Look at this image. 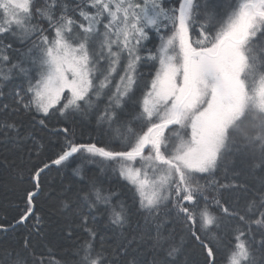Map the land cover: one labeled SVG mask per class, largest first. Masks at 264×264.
<instances>
[{
  "label": "snow or ice",
  "instance_id": "snow-or-ice-1",
  "mask_svg": "<svg viewBox=\"0 0 264 264\" xmlns=\"http://www.w3.org/2000/svg\"><path fill=\"white\" fill-rule=\"evenodd\" d=\"M152 32L159 38L154 49L146 43ZM16 43L28 47L14 62L9 50ZM149 61L154 71L144 79L140 67ZM16 73L26 87L0 108V137L18 138L19 121L28 116L59 147L27 170L15 224L34 216L30 233H39L44 220L35 198L46 169L98 158L130 186L155 229L131 239L121 233L115 244L97 247L91 211L105 206L109 223L123 229L129 210L93 182L77 196L89 212L79 213L85 235L70 252L57 257L29 234L0 264H175L181 248L164 220L196 242L202 264H264V183L249 190L216 179L241 150L251 151V167L264 170V0L222 7L209 0H175L171 7L162 0H0V80ZM129 103L131 117L121 120ZM54 113H95L109 142L78 140L67 124L50 126ZM73 171L81 174L79 166ZM240 188L250 193L243 205L223 199L222 190ZM69 204L61 200V210ZM15 224H0V231ZM142 246L151 260L139 259Z\"/></svg>",
  "mask_w": 264,
  "mask_h": 264
},
{
  "label": "trees",
  "instance_id": "trees-1",
  "mask_svg": "<svg viewBox=\"0 0 264 264\" xmlns=\"http://www.w3.org/2000/svg\"><path fill=\"white\" fill-rule=\"evenodd\" d=\"M165 5L171 7L175 0H162ZM203 2V0H201ZM211 5L223 6L227 0H209ZM147 43L148 48H153L159 43V38L155 32L151 34V40ZM27 45L16 43L14 49L9 52L15 62L16 57L21 52L27 51ZM154 69L151 62L142 64L140 72L144 79H147L150 72ZM26 87L25 78L16 73L8 80H0V108L3 105H12L15 94ZM139 95V93H137ZM103 103L101 109H103ZM11 109L9 110V112ZM132 113V104L121 112L120 119H130ZM6 118L0 113V119ZM49 125L67 124L73 129L78 140L87 141L90 137L98 142H109L111 133L107 125L98 127L96 114L89 113L83 115L80 113L69 114L65 119L59 113L48 119ZM19 137L15 139H4L0 137V224L14 225L15 220L21 214L25 207L24 189L28 187L29 175L28 169L40 164L53 157L58 150V142L48 134V130L39 123L33 121L30 117L24 116L19 121ZM113 143H116L113 141ZM39 151V156H37ZM252 160L250 150H241L234 152L230 157L228 170L221 169L217 173L216 179L220 183H232L246 185L249 190L259 188L264 183V170L259 167H251L249 162ZM89 163L86 160L75 159L69 166L52 165L41 174L42 190L35 198V212L43 217L44 223L40 225L39 233L35 231L30 233L35 217H31L26 225L15 224V227H9L7 231H0V258H3L5 251L20 249L23 246V240L26 235L31 234L34 244H39L42 249L52 248L57 257L70 252L73 245L85 235L83 229L78 227L79 213L89 212L86 204L77 198L87 191L91 184L95 182L96 187L102 188L105 193L109 191L116 193L113 201H123L128 208V223L123 229H117L112 226L108 220V214L105 206L100 205L99 211L92 210L91 216L95 217V226L97 235L95 244L97 247L103 242L106 246L115 244L121 233L127 235L129 239L133 235H138L146 227L154 231V224L145 223V213L139 209L138 203H134L133 191L130 186L123 181L118 173H114L112 168L107 167L104 162ZM80 167L81 174H74V169ZM21 171L24 172L23 182L20 179ZM228 192H230L228 194ZM244 188L238 190H222L223 199L229 203L243 205L246 195ZM70 201L69 207L61 210V200ZM163 219V213H161ZM90 223L93 221L90 219ZM163 229L165 233L175 229V243L180 246L181 251L175 258V264H202V256L196 242L190 236L184 234L178 224L171 220H164ZM72 233L69 236V233ZM141 261H148L152 258V253L142 246ZM262 257L257 255L259 261Z\"/></svg>",
  "mask_w": 264,
  "mask_h": 264
},
{
  "label": "rangeland",
  "instance_id": "rangeland-1",
  "mask_svg": "<svg viewBox=\"0 0 264 264\" xmlns=\"http://www.w3.org/2000/svg\"><path fill=\"white\" fill-rule=\"evenodd\" d=\"M230 192H228V194H229ZM237 203H240V201H237Z\"/></svg>",
  "mask_w": 264,
  "mask_h": 264
}]
</instances>
